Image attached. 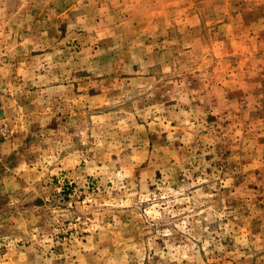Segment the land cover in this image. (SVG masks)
<instances>
[{"label":"rangeland","instance_id":"obj_1","mask_svg":"<svg viewBox=\"0 0 264 264\" xmlns=\"http://www.w3.org/2000/svg\"><path fill=\"white\" fill-rule=\"evenodd\" d=\"M0 264H264V0H0Z\"/></svg>","mask_w":264,"mask_h":264}]
</instances>
